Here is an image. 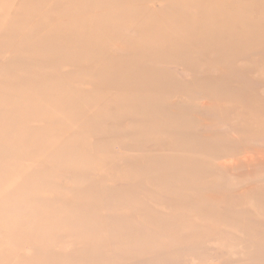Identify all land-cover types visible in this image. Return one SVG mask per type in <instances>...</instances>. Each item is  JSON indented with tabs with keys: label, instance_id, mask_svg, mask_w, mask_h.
<instances>
[{
	"label": "rangeland",
	"instance_id": "rangeland-1",
	"mask_svg": "<svg viewBox=\"0 0 264 264\" xmlns=\"http://www.w3.org/2000/svg\"><path fill=\"white\" fill-rule=\"evenodd\" d=\"M24 1L0 0V71H3L0 74L2 76L0 86L3 85L0 89V95L3 94L0 96V126L7 125L6 129L0 127V182L2 180L6 182L0 183L3 186L2 191H5L0 194V241L4 239L3 247L0 242V258L1 260L4 258L0 264H11V262L12 264H90L92 259L87 253L92 251H104L102 264H264V10L261 9L264 7L263 0H247L251 6L257 7L255 13L248 17V23L252 27L255 24L256 30L251 33L249 24L243 23L232 27L245 41L240 43L241 48L244 49L243 59L232 61L227 59L232 54L228 43H221L215 52L209 51L211 50L209 48L198 53L200 47L210 42L200 43L194 39L183 41L185 34L176 31L175 35L176 37L180 35L179 39H175V43H165L166 51L160 54V57L167 60L156 63L153 73L144 75L138 69L130 70L128 75L123 74L124 70L127 71L125 68L139 58L142 57L144 61L139 65H144L146 62L137 49L148 43L152 34L150 35L149 31L140 33L139 27L141 23L146 26L152 25L160 16H176L179 12L171 11L169 9L171 6L164 8L163 3H159L160 0H144L143 2L147 4H143L142 0L140 2L136 0L137 3L134 2L136 4L120 5L117 9L111 10L109 3L112 1L117 3L121 0H99L101 3L98 0H57L58 4L55 0H49L47 3L49 7L46 4L47 8L44 6L43 9L37 10L38 7L34 5L37 0H30L29 4ZM164 2L172 3L171 0ZM199 2L204 5L205 14H210L216 5L221 4L223 7L229 5V10L222 11L225 15L223 18L229 20L228 23H233L236 16L235 0H200ZM88 7L91 8L87 10ZM93 12L95 13L92 14ZM183 12L189 13L188 10ZM66 13L71 15L66 16ZM66 17L72 20H67ZM125 18L136 22L135 32L124 29L111 31L103 29L104 34L97 35L99 27H111V20ZM67 21L71 23L67 24ZM13 24L15 27L12 26ZM41 26H45L43 28L45 30H41ZM67 26L72 27V30L70 29L72 32ZM54 29L58 30V33ZM59 29L61 31L65 29V32L61 33ZM78 29L81 32H78ZM165 30L166 27H162L156 32L163 33ZM45 33L49 34L45 36ZM59 33L63 35V37L59 35L62 41L56 36ZM204 33L211 35L214 34V30L207 29ZM221 34L223 33L219 35ZM23 36L26 40H31L27 42ZM66 37L69 38L65 39ZM115 37L117 39L113 40ZM54 39L59 42L52 41ZM35 41L36 44H33L41 48L39 52L32 44ZM63 42L64 44H60ZM39 43L41 46L38 45ZM43 43L58 48L54 52L55 47L44 45L45 48H42ZM29 48L32 53L38 52L36 56L31 53L28 55ZM59 50L61 51L56 52ZM183 50L187 52L186 55H183ZM48 51L53 55L48 54ZM40 53L41 56H38ZM63 53L67 56L65 54L63 56ZM69 56L76 65L66 61ZM93 56L92 60L89 59ZM49 57H53L54 60ZM45 58L48 61H43ZM50 61L52 63L48 67L52 70L47 67ZM25 62L31 64H28L29 66L25 64L26 67L21 66ZM44 63L43 66L46 67L42 69L43 66L40 67V64ZM34 65L41 69L35 70ZM74 67L80 71L78 76ZM30 68L34 69L37 76ZM58 73L61 74L58 76L60 78L57 77ZM75 74L80 78L79 81L75 78ZM85 75L87 79H83ZM25 76L32 78L33 80H28L33 83ZM53 77L58 79H52ZM122 81L127 82L133 90L122 89L120 86ZM147 81H151L150 83L156 86V93L151 98L155 100L145 103L148 98L146 96L150 93L148 87H144ZM17 83L18 85L14 86ZM38 83L40 85L42 83V87L37 85ZM106 85L111 86L105 88ZM159 88L162 90L166 88L174 95V103L172 106L169 104L167 114L176 121L172 129L176 134L172 133L171 129V135L163 134V132L167 134L169 130L165 131L169 127L166 125L156 127H159L156 129L159 133L154 134L149 131V127L155 126L159 116L166 115L162 114V109L156 105L164 100V97L160 96L162 93L158 94ZM149 90L153 93L151 88ZM85 91L87 94L84 93ZM120 92L123 93L118 94ZM77 93L82 94L83 97L84 94L85 96L89 94L84 97L87 102L93 98L94 103L85 106L83 111V114L89 115L88 120L81 118L82 112L81 116L80 114H76L75 118L72 116L70 126L66 128H70L71 133L62 134V129H65L69 121L61 122V115L68 114L77 103H83L81 98L77 99ZM74 95L76 97L71 99L70 96ZM127 95H129L127 98L130 97V101L134 100L135 104L123 98ZM115 98L124 100L120 99L121 101L117 102ZM117 103L121 106L125 105L120 107L122 109L125 107L126 111L123 112L125 109L121 110ZM141 103L144 107L143 105L141 107ZM60 105L65 107L62 108ZM91 106L96 110H92ZM115 106L118 107L117 109L120 108L121 112L117 110V114H114ZM145 107L149 109L147 112L150 111V114L142 117L143 113H147ZM127 109L130 111L127 112ZM135 109L137 116L134 115ZM132 111L134 112L131 113ZM90 115L96 120L94 121ZM105 117L109 119L106 120ZM143 120H150L154 125H149L151 122ZM142 122L147 123L149 130L145 129L147 125ZM82 123L85 124V128ZM138 124L145 128H139ZM128 125L135 127L132 129L131 126L132 130H130ZM131 132L138 134H135L137 135L135 137ZM47 138L51 141L45 143ZM66 140H69V144ZM42 145L51 151L45 154ZM63 146L66 148H60ZM55 149H64L63 154L66 151L69 154L66 153L64 156L61 152V156L55 155L58 153ZM47 156L60 158L56 161L52 157L53 161L52 158L47 159ZM75 156L77 159H74ZM155 165L163 167L165 171L154 172L151 166ZM197 165H201V168L199 169ZM140 167L147 169L148 173L142 175ZM26 173L29 174L25 175ZM49 175L54 177L50 178ZM73 176H77L79 180L72 178ZM154 181L156 184L153 183ZM5 187L8 190L4 189ZM39 192L43 194L39 195ZM21 193H25L27 197ZM75 193L80 195V198ZM77 206L81 209L78 210ZM41 222L44 225L40 224V229L38 226ZM140 223H145L149 229L139 230L137 226ZM23 224L26 226L24 227ZM55 224L76 229L75 233L72 237L64 235L69 233L68 230L50 233V229ZM97 225L105 227L104 244L106 242L110 244L97 245L90 242L91 236L85 238L86 228ZM32 228L33 233L29 232ZM81 233L85 236L83 237ZM68 239L70 241L65 243ZM21 241L23 244L17 245ZM117 242L121 246L123 244L134 246L131 249L135 250H137L136 246L147 244L148 250L143 249L136 252L137 254L130 250H114V243ZM14 251L18 255L13 254ZM5 252H11V256H14L11 257L12 261L10 254L7 255ZM7 259L11 262H7Z\"/></svg>",
	"mask_w": 264,
	"mask_h": 264
},
{
	"label": "bare ground",
	"instance_id": "bare-ground-1",
	"mask_svg": "<svg viewBox=\"0 0 264 264\" xmlns=\"http://www.w3.org/2000/svg\"><path fill=\"white\" fill-rule=\"evenodd\" d=\"M21 1V0H20ZM53 1V0H52ZM56 2H57V4H58V1L57 0H55ZM54 1V2H55ZM83 1V0H82ZM91 1V0H90ZM89 1V2H90ZM99 1V0H98ZM98 1H96V3L98 2ZM106 1V0H105ZM139 2L141 1V0H138ZM144 0H142V2H143ZM164 1H166V0H160V2L159 3H163V6H164V8H166V6H171V8H169V9H171V11H177V12H179L176 16H163V17H161L160 16V18L155 22V23H152V25H150V26H146L144 23H141V25H140V27H139V32L140 33H144L145 31H149L148 33L151 35L150 36V38L148 39V43H146L145 45H142L139 49H137V51H139V55H142L144 58H145V60H146V62H145V64L144 65H139V63L140 62H144L143 61V59H142V57L141 58H139L138 59V61H135V62H132L129 66H127L125 69H127V71L126 70H124L123 71V74H125V75H128L129 74V71L131 70V71H133L134 69H138V70H140L141 71V73L144 75V74H149V73H153V68H154V65L156 64V63H160V62H165L167 59H164V58H162V57H160V54L161 53H163L162 51H166L165 50V47H166V45H165V43H175V39H179V36L180 35H178L177 37H176V31H179L180 32V34L181 33H184L185 35H183L184 37H183V41L184 40H186L187 39V41L189 40V39H191V40H196V41H198V42H200V43H206V42H210V44H205V45H203L202 47H200L199 48V50H198V53H200L201 51H203L204 52V50L205 49H209V48H211V50H209V51H212V52H215L216 50V48H217V50H218V48H219V46L221 45V43H228V45H229V47L232 49V54H231V56L229 57L228 56V60H230V61H232V60H240V59H243L245 56L243 55V50L244 49H242L241 48V46H240V43H245V41L242 39V38H240V35L237 33V31L235 30V29H233L232 27L235 25V24H239V23H243V24H249L248 22H249V15H251V14H253V13H255V10L257 9V7H255V6H251L250 5V3H248L247 2V0H235V2H234V9H235V11H236V16H235V18L233 19L234 21H233V25L232 24H230V23H228V21L229 20H226V18H223L225 15L223 14V9H227V10H229V8H230V6L228 5L227 7H223V5H221V4H219V5H216L215 6V8L214 9H212V11H211V13L210 14H205V13H203L204 12V10H205V8H204V5L203 4H201L199 1L200 0H174V2H173V0H171L172 1V3H170V2H164ZM219 1H221V0H219ZM26 4H29L30 3V0H25L24 1ZM49 2V0H37V3L36 4H34V2H32V4H34L35 5V7H38V9L37 10H41V9H43V7L47 4ZM100 2V1H99ZM134 2H136V0H121V1H118L117 3H114L113 1L112 2H110L109 4H110V8H111V10L112 9H117L118 8V6L120 7V5H125V4H128V5H130V4H132V3H134ZM147 2H149V1H147ZM263 3V5H264V0L262 1ZM6 3V2H5ZM14 3V2H13ZM64 3V2H63ZM101 3V2H100ZM137 3V2H136ZM136 3H134V4H136ZM146 3V2H145ZM144 2H143V4H145ZM98 4V3H97ZM147 4V3H146ZM48 5V4H47ZM133 5V4H132ZM138 5V4H137ZM21 6V5H20ZM90 6V5H89ZM30 7V6H29ZM48 7H49V5H48ZM84 8H86L85 6H83ZM92 7V6H91ZM91 7H88V9L87 10H89ZM98 7H100V6H98ZM122 7V6H121ZM24 8V7H23ZM45 8H47L46 6H45ZM94 8V7H93ZM148 8V7H147ZM27 9V8H26ZM262 10H264V7H262L261 8ZM32 10V9H31ZM68 10V9H67ZM85 10V9H84ZM92 10V9H91ZM90 10V12H92ZM101 10V9H100ZM148 10V9H147ZM186 10H188V12L189 13H185V12H183V11H186ZM35 11V10H34ZM33 11V12H34ZM74 11V10H73ZM72 11V12H73ZM97 11V10H96ZM140 11V10H139ZM31 12V11H30ZM32 12V13H33ZM63 12V11H62ZM62 12H61V14H62ZM71 12V11H70ZM89 12V11H88ZM87 12V13H88ZM101 12V11H100ZM14 13V12H13ZM27 12H25V14H26ZM37 13V12H36ZM59 13V12H58ZM57 12H56V14H58ZM95 12H93L92 14H94ZM97 13V12H96ZM38 14V13H37ZM60 14V13H59ZM60 14V15H61ZM67 14L68 13H66V16H67ZM70 14V13H69ZM68 14V15H69ZM36 15V14H35ZM71 15V14H70ZM77 15V14H76ZM100 15V14H99ZM203 15H205V16H203ZM12 16V15H11ZM20 16V15H19ZM29 16V15H28ZM39 16V15H38ZM53 16V15H52ZM73 16V15H72ZM97 16V15H96ZM101 16V15H100ZM13 17V16H12ZM12 17H10V18H12ZM30 17V16H29ZM43 17H44V15H43ZM90 17V16H89ZM51 18V17H50ZM57 18V17H56ZM63 18V17H62ZM66 18H68V17H66ZM82 18V17H81ZM84 18V17H83ZM88 18V17H87ZM29 19H31V17L29 18ZM43 19H45V18H43ZM42 19V20H43ZM80 19V18H79ZM96 19V18H95ZM6 20V19H5ZM7 20H9V19H7ZM66 20V19H65ZM67 20H70L69 18L67 19ZM72 20V19H71ZM70 20V21H71ZM74 20V19H73ZM78 20V19H77ZM81 20V19H80ZM85 21H86V19H84ZM90 20V19H89ZM92 20H93V17H92ZM11 21V20H10ZM29 21H31V20H29ZM61 21V20H60ZM82 21V20H81ZM87 21H88V19H87ZM6 22V21H5ZM13 22V21H12ZM37 22V21H36ZM35 22V23H36ZM42 22V21H41ZM53 22V21H52ZM59 22V21H58ZM63 22V21H62ZM73 22V21H72ZM19 23V22H18ZM22 23V22H21ZM44 23H46V22H44ZM69 22L67 21V24H68ZM71 23V22H70ZM69 23V24H70ZM75 23V22H74ZM78 22H76L75 24H77ZM80 23V22H79ZM2 24V23H1ZM59 24H60V22H59ZM136 22L135 21H133V20H130V19H128V18H125V19H122V20H111L110 21V26L111 27H107V28H101V27H99V29L97 30V35H99V34H102L103 33V29H109V31H111L112 29H115V30H119V29H124V30H126V31H133V32H135L136 30H135V28H136ZM3 25H5V24H3ZM33 25V24H32ZM74 25V24H73ZM9 26V28H10V24L8 25ZM12 26H14L15 27V25L13 24ZM46 26H47V24H46ZM48 26H50L49 24H48ZM69 26V25H68ZM67 26V27H68ZM248 26H250V32L252 33L254 30H256L255 29V24H253V27L249 24ZM22 27H23V24H22ZM27 27V26H26ZM25 27V28H26ZM42 27V29L41 30H45V29H43V28H45V26L43 27V26H41ZM57 27H58V25H57ZM61 27V26H60ZM77 27V26H76ZM162 27H166V30H165V32H163V33H158L157 34V29L159 30V29H161ZM245 27H247V25H245ZM25 28H24V32H25ZM28 28V27H27ZM32 28V27H31ZM36 28V27H35ZM52 28V27H51ZM50 28V29H51ZM61 28H63V27H61ZM95 28V27H94ZM14 29V28H13ZM16 29V28H15ZM29 29V28H28ZM67 29H71L72 30V27L71 28H67ZM207 29H212V31L214 30V34H211V35H205V33H204V31L205 30H207ZM40 30V31H41ZM54 30H56V29H54ZM60 30V29H59ZM69 30H67V31H69ZM70 30V32H72ZM17 31V30H16ZM29 31V30H28ZM36 31H37V29H36ZM36 31H34L35 33H37ZM47 31V30H46ZM88 31V30H87ZM18 32H19V30H18ZM24 32H22V33H24ZM49 32H51L52 33V31H49ZM56 32L58 33V30H56ZM60 32L62 33V32H65V29H64V31H63V29H62V31L60 30ZM78 32H81V30L80 29H78ZM89 32V31H88ZM92 32V31H91ZM219 32V33H218ZM223 33V34H221V35H219L220 33ZM21 33V32H20ZM54 33V32H53ZM56 33V34H57ZM61 33H59L58 35H56V36H58L59 37V35L61 34ZM137 33V32H136ZM233 33V34H232ZM16 34V33H15ZM19 33H17V35H18ZM25 34V33H24ZM23 34V35H24ZM42 34H43V32H42ZM46 34V33H45ZM44 34V35H45ZM47 34H49V33H47ZM47 34L45 35V36H47ZM104 34V33H103ZM62 35V34H61ZM49 36V35H48ZM50 36H53V38H56V37H54V35H50ZM67 36H69V35H67ZM31 37V36H30ZM62 37H63V35H62ZM69 37H72V36H69ZM69 37H66L65 39H68ZM176 37V38H175ZM182 37V36H181ZM18 38V37H17ZM23 38H24V36H23ZM22 38V39H23ZM36 38H38V37H36ZM60 38V37H59ZM59 38H57L58 40H60ZM21 39V40H22ZM25 39V38H24ZM43 38H42V36H41V40H42ZM72 39V38H71ZM71 39H69V41L71 40ZM117 39V37H115L113 40H116ZM16 40V39H15ZM26 40V39H25ZM31 40V39H30ZM30 40H26L27 42L28 41H30ZM56 39H54V40H52V41H54V42H59V41H55ZM33 41V40H32ZM60 41H62V39L60 40ZM68 40H66V43H68L67 42ZM72 41V40H71ZM38 42V41H37ZM111 42V41H110ZM116 42H118V41H116ZM22 43H25V42H22ZM31 43V42H30ZM33 43H35L36 44V41L35 42H32V44ZM72 43V42H71ZM31 44V45H32ZM52 44V43H51ZM54 44V43H53ZM60 44H64V42L63 43H60ZM109 44H111L112 45V43H109ZM114 45H115V43H113ZM118 44H119V42H118ZM34 45V44H33ZM32 45V46H33ZM39 46H41L40 45V43L38 44ZM43 46H42V48L44 47V45L46 46V45H48L49 47L50 46H52V45H49V44H42ZM56 45V44H55ZM57 45H59L58 43H57ZM69 45H70V43H69ZM114 45H113V47H114ZM20 46V45H19ZM35 46V45H34ZM63 46V45H62ZM118 46V45H117ZM116 46V47H117ZM22 47V46H21ZM35 47H37V49H35ZM34 47V49L35 50H37L38 52H39V50L41 49V48H38V46H35ZM53 47V46H52ZM55 47V46H54ZM53 47V48H54ZM63 47H66L65 45L63 46ZM122 47V46H121ZM45 48V47H44ZM56 48H58L57 46L55 47V49H54V52H55V50H56ZM84 48V47H83ZM123 48V47H122ZM30 49L31 48H29V50L27 51V53H29L28 55H30V53L33 55H35L36 56V54L38 53H36L35 54V52H30ZM50 49V48H49ZM52 49V48H51ZM60 49H62V48H60ZM67 49H68V47H67ZM35 50H33V51H35ZM46 50H48V48L46 47ZM64 50H66V48L64 49ZM23 52H24V50H22ZM41 51V50H40ZM51 51V50H50ZM50 51H48V54H50L51 55V52ZM61 50H59V51H56V52H60ZM69 51V50H68ZM87 51V50H86ZM47 52V51H46ZM50 52V53H49ZM65 52V51H64ZM82 52V51H81ZM66 53H67V51H66ZM66 53H63V56H65L66 55ZM70 53V52H69ZM42 54H44V53H42ZM55 54V53H54ZM58 54H60V53H58ZM57 54V55H58ZM61 54H62V52H61ZM65 54V55H64ZM187 54V52L186 51H184L183 50V55H186ZM45 55H47V53L45 54ZM53 55V54H52ZM51 55V56H52ZM85 55V54H84ZM34 56V57H35ZM38 56H41V53L38 55ZM43 56V55H42ZM58 56H60V55H58ZM67 56V55H66ZM73 56V55H72ZM28 57V56H27ZM30 57V56H29ZM44 57V56H43ZM54 57V56H53ZM53 57H49V58H51V59H53L54 60V58ZM55 57H57V56H55ZM79 57V56H78ZM85 57V56H84ZM48 58V59H49ZM59 58V57H58ZM65 58H67V57H65ZM70 58V59H69ZM94 58V56L91 58H89V59H93ZM47 58H45V60L43 59V61H48V60H46ZM50 59V60H51ZM61 59V58H60ZM60 59H58V61L60 60ZM78 59H80V57L78 58ZM4 60V59H3ZM29 60V59H28ZM31 60V59H30ZM102 60V59H101ZM119 60V59H118ZM57 61V63L59 64V62ZM61 61V60H60ZM66 61H69V63L70 64H73V65H76L75 64V62L71 59V57L69 56L68 57V59H66ZM77 61V60H76ZM79 61V60H78ZM86 61V60H85ZM84 61V62H85ZM96 61H98V59L96 60ZM83 62V63H84ZM6 63H9V62H6ZM28 63V62H27ZM52 62L50 61V63H46L47 64V67H48V65L49 64H51ZM92 63H94V62H92ZM92 63H90V66L92 65V67L94 68V66H93V64ZM99 63V62H98ZM26 64V62L23 64L22 63V65L21 66H23V65H25ZM29 64V63H28ZM28 64H26V65H28ZM31 64V63H30ZM29 64V65H30ZM38 64V63H37ZM37 64H35L36 66H38ZM82 64V63H81ZM88 63H86V65H87ZM96 64V63H95ZM26 65H25V67H26ZM28 65V66H29ZM34 65V67H35V70L37 69V68H39V67H36ZM41 65L43 66V65H45V63L44 64H40V67H41ZM83 65V64H82ZM97 65V67H98V64H96ZM17 66H19V65H17ZM54 66V65H53ZM59 66V65H58ZM89 66V65H88ZM102 66V65H101ZM108 66V65H107ZM32 67V66H31ZM44 67H46V66H43V67H41L42 69L44 68ZM59 67H61V66H59ZM73 67V66H72ZM76 67V66H75ZM74 67V68H75ZM97 67H95V68H97ZM41 68H39V69H41ZM49 68V70H52V69H50V67H48ZM54 68V67H53ZM61 68H63V67H61ZM99 68V67H98ZM17 69H18V67H17ZM21 70H23L22 69V67H21ZM26 70V69H25ZM30 70H32L31 68H30ZM68 70V69H67ZM71 71H72V69H70ZM75 70H76V68H75ZM83 70H84V68H83ZM88 70H90V69H88ZM87 70V71H88ZM92 70V69H91ZM2 71V70H1ZM1 71H0V74H1ZM6 71V70H5ZM14 71V70H13ZM29 70H27V72H28ZM33 71V73L35 74V71H34V69L32 70ZM77 71V70H76ZM75 71V72H76ZM3 72V71H2ZM9 72V71H8ZM31 72V71H30ZM29 72V73H30ZM37 72V71H36ZM39 72V71H38ZM44 72H46L45 71V69H44ZM80 71L78 70L76 73H77V76H78V73H79ZM84 72V71H83ZM93 72V71H92ZM10 73V72H9ZM41 73V72H40ZM55 73V72H54ZM60 73V72H59ZM58 73V74H59ZM68 73V72H67ZM72 73H74V70H73V72ZM82 73V72H81ZM98 73H100V72H97V74ZM11 74V73H10ZM43 74H45V73H43ZM52 75H53V73H51ZM64 74H66V73H64ZM80 74V73H79ZM83 74V73H82ZM33 75V74H32ZM36 76H37V74H35ZM40 75V74H39ZM42 75V74H41ZM51 75V76H52ZM57 75V74H56ZM89 75V74H88ZM88 75H87V77H88ZM150 75H152V74H150ZM11 76V75H10ZM19 76V75H18ZM45 76V75H44ZM58 76H61V74H59V75H57V77ZM66 76V75H65ZM74 76V75H73ZM75 76H76V74H75ZM77 76L75 77L76 79H78V81H79V79L80 78H77ZM80 76V75H79ZM2 76H0V78H1ZM5 77V76H4ZM53 77L52 79H58V78H60V77ZM85 78H83V79H87L86 78V75L84 76ZM16 78V77H15ZM17 78H20V77H17ZM25 78L28 80V79H32V78H29V77H26L25 76ZM25 78H21L22 80H24ZM75 78H74V80H75ZM154 78V77H153ZM2 79V78H1ZM4 79V78H3ZM25 79V80H26ZM49 79V78H48ZM48 79H46V80H48ZM10 80V79H9ZM26 80V81H27ZM33 80V79H32ZM43 80V79H42ZM124 81H125V79H123ZM156 80V79H155ZM28 81H31V80H28ZM36 81V80H35ZM45 81V80H44ZM43 81V82H44ZM83 81V80H82ZM88 81V80H87ZM124 81H122V84L120 85L121 86V88L122 89H124V90H128V91H132L133 89H132V87L130 86V85H128L127 84V82H124ZM151 81H153L152 79H151ZM150 81V82H151ZM12 82V81H11ZM14 82H15V80H14ZM32 82V81H31ZM42 82V81H41ZM85 82V81H84ZM89 82H90V79H89ZM149 81H147L146 83H145V85H144V87H148L147 89H148V91L150 92V93H148L147 95L148 96H146V97H148V98H146L147 99V101H145V103H148V102H152L153 100H155V98L152 100L151 98L152 97H154V94L156 93V86H154L152 83H150ZM156 82V81H155ZM4 83H6V82H4ZM19 83V82H18ZM18 83L17 84H14V86L15 85H18ZM22 83V82H21ZM24 83V82H23ZM22 83V84H23ZM25 83H27V82H25ZM33 83V82H32ZM31 83V84H32ZM35 83V82H34ZM75 83V82H74ZM82 83V82H81ZM87 83V82H86ZM10 84V83H9ZM20 84V83H19ZM46 85H47V83H45ZM83 84V83H82ZM98 84V83H97ZM1 85H2V83H1ZM7 85V84H6ZM12 85V84H11ZM27 85H29V84H27ZM37 85H40V83H38ZM41 85H42V83H41ZM40 85V86H41ZM3 86V85H2ZM2 86H0V89L1 88H3ZM13 86V87H14ZM30 86V85H29ZM34 85L32 84V87H33ZM43 86H44V83H43ZM48 86V85H47ZM46 86V87H47ZM71 86H72V84H71ZM111 85H106V87L105 88H107V87H110ZM42 87V86H41ZM78 87V86H77ZM36 88V87H35ZM34 88V89H35ZM45 88V87H44ZM74 88V87H73ZM79 88V87H78ZM152 89V91H153V93H151V91L149 90V89ZM33 89V88H32ZM41 89V88H40ZM76 89V88H75ZM90 89V88H89ZM93 89V88H92ZM94 89H96V88H94ZM7 90V89H6ZM15 90V89H14ZM46 90V89H45ZM52 90V89H51ZM76 90H78V89H76ZM81 90V89H80ZM102 90V89H101ZM103 90H106V89H103ZM16 91V90H15ZM15 91H13V92H15ZM87 91V90H86ZM84 92L85 94H87V92ZM90 91V90H89ZM88 91V92H89ZM93 91V90H92ZM8 92V91H7ZM79 92V91H78ZM106 92V91H105ZM99 93H100V91H99ZM110 93H111V91H110ZM117 93V92H116ZM115 93V94H116ZM123 93V92H122ZM121 92L120 93H118V94H122ZM129 94H130V92H128ZM159 93H162L160 96L161 97H164L163 99L164 100H162V102H160V103H157L156 105L158 106V107H160V109H162L161 110V113L163 114H166V115H164V116H159L158 118H157V120H156V123H155V126H150L149 128H150V130L147 128L148 127V125H147V123H143L142 122V124H145V125H147L146 126V128L145 127H143V128H145L146 130L148 129L149 131H150V133H153L154 132V134H156V133H159V131L157 130L156 131V129H158V128H156L158 125H162V126H169L167 129H165V131L166 130H168L167 131V134L165 133V132H163V134H165V135H167V136H169V135H171V132H172V129H173V127L175 126L174 125V123L176 122L175 121V119H174V117H172L171 115H168L167 114V111L169 110V104H170V106H172V104L174 103L173 102V97H174V95H173V93H171V92H169L166 88H163V90L162 89H158V94ZM85 94H84V97H86V96H88V95H86L85 96ZM117 94V95H118ZM124 94H126V92H124ZM123 94V95H124ZM141 94V93H140ZM172 94V96H170ZM1 95H3V94H1ZM0 95V96H1ZM91 95H93V94H90V96ZM99 95V94H98ZM101 95V94H100ZM102 95H103V93H102ZM131 95H133L132 93H131ZM7 96H10V95H7ZM52 96V95H51ZM89 96V97H90ZM119 96V95H118ZM129 95H127L126 97H123V98H127ZM3 97V96H2ZM71 97V99H73L74 97H76V95H74L73 97L72 96H70ZM83 96H82V94H78L77 93V99L79 98H81L82 99V102L83 103H77V105L74 107V108H71V110L68 112V114H66V115H61V117L62 118H60V120H61V122H66V121H69V124H67V126L65 127V129L67 128V127H69L70 126V119H71V117L73 116L74 118H75V115L76 114H80V116H81V112H82V117L81 118H85L86 120H88V114H83V111H85L84 110V107L85 106H87V105H92L94 102L92 101L93 100V98H92V100H90L89 102H87V99L86 98H84ZM103 97V96H102ZM108 97V96H107ZM113 97H115L114 95H113ZM120 97H122V96H120ZM158 97V96H157ZM8 98V97H7ZM11 98V97H10ZM109 98V97H108ZM111 98V97H110ZM123 98H118V100H120V99H123ZM130 98V97H129ZM129 98H127V101H128V99ZM150 98V99H149ZM5 99H6V95H5ZM51 98H49V100H50ZM116 99V98H115ZM89 100V99H88ZM95 100V99H94ZM105 100V99H104ZM103 100V101H104ZM113 100V99H112ZM118 100L116 99V101L118 102ZM124 100V99H123ZM171 100V101H170ZM97 101H99V99L97 100ZM101 101V100H100ZM106 101H107V99H106ZM121 101V100H120ZM119 101V102H120ZM129 101H130V99H129ZM99 103V102H98ZM115 103V102H114ZM130 103H134V100H133V102H132V100L130 101ZM129 103V104H130ZM137 103V102H136ZM101 104V103H100ZM118 104L119 103H117V106H118ZM128 104V105H129ZM135 104V103H134ZM203 104H205V103H203ZM132 105V104H131ZM142 105H143V103H141V107H142ZM60 106H62V108H64L65 106L64 105H60ZM64 106V107H63ZM112 106H114V105H112ZM117 106H115V108H116V110H113V112H116L117 110H120V108L122 107V106H125V105H123L122 104V106H121V104H119V109H117L118 107ZM137 106H139V105H137ZM130 107H132V108H134L133 106H130ZM130 107H129V109H130ZM143 107H144V105H143ZM91 109H92V106L90 107ZM128 108V107H127ZM146 108V112L149 110L147 107H145ZM69 109V108H68ZM93 109H95V108H93ZM92 109V110H93ZM111 109V108H110ZM123 109H125V107L123 108ZM122 108H121V110H123ZM127 109V112L128 111H130V110H132V109ZM138 109V108H137ZM137 109H135L134 111H132L131 113H133L134 112V115H135V113H137ZM143 109V108H142ZM89 110V109H88ZM96 110V109H95ZM121 110H120V112H121ZM144 110V109H143ZM90 111V110H89ZM126 111V109L125 110H123V112H125ZM139 111H141L140 109H139ZM139 111H138V114H139ZM145 111V110H144ZM87 112V111H86ZM94 112V111H93ZM96 113L98 112V111H95ZM113 112H112V115L114 116V114H117V112L116 113H114L113 114ZM150 112V111H149ZM149 112H147L146 114H144L143 113V115H141L142 117L144 116V117H146L147 116V114H150ZM91 113V112H90ZM91 114H95V113H91ZM98 114H99V112H98ZM125 114V113H124ZM141 114V113H140ZM139 114V115H140ZM104 115V114H103ZM119 115H120V113H119ZM138 115V116H139ZM157 115V114H156ZM95 116V115H94ZM135 116H137V115H135ZM90 117H91V115H90ZM89 117V118H90ZM97 117H98V115H97ZM100 117V116H99ZM115 117V116H114ZM113 117V118H114ZM119 117V116H118ZM92 118V117H91ZM122 118V117H121ZM92 119H94V121L96 120L95 119V117H93ZM105 119L106 120H108L109 119V117L108 118H106L105 117ZM115 119H116V117H115ZM118 119V118H117ZM123 119H124V117H123ZM134 120V119H133ZM139 120V119H138ZM83 121V120H82ZM111 121H115V120H113V119H111ZM123 121V120H122ZM125 121V120H124ZM135 121V120H134ZM140 121V120H139ZM143 121H145V120H143ZM147 121H149V123L151 122L150 120H146L145 122H147ZM152 121H154V119L152 120ZM80 122V121H79ZM79 122H78V124H79ZM119 122V121H118ZM127 122V121H126ZM131 122H133V121H131ZM138 121L136 120V123H137ZM36 123V122H35ZM84 123H86V122H84ZM84 123H82L83 124V127H84ZM135 123V122H134ZM134 123H132V124H134ZM42 124V123H41ZM78 124H77V126H78ZM141 124V123H140ZM140 124H138L139 125V128L141 127L140 126ZM35 125V124H34ZM105 125V124H104ZM135 126L137 125V124H134ZM149 125H154V124H152V122H151V124H149ZM87 126V125H86ZM127 126V125H126ZM132 126V129H134V127H133V125H130V127ZM144 126V125H143ZM0 127H3V128H7V125H1ZM76 127V126H75ZM128 127H129V125H128ZM127 127V129H129ZM85 128V127H84ZM87 128H88V126H87ZM138 128V129H139ZM142 127H141V129H143ZM62 129V131H61V133L62 134H70L71 133V131H69V129ZM131 128H130V130H132ZM137 129V130H138ZM170 129H171V132H170ZM73 130V129H72ZM116 130V129H115ZM129 130V131H130ZM137 130H135V131H137ZM159 130H162V129H159ZM85 131V130H84ZM134 131V132H135ZM143 131H145V130H143ZM143 131H141V132H143ZM88 132V131H87ZM118 132V131H117ZM122 132V131H121ZM125 131H123V133H124ZM174 132V131H173ZM172 132V133H173ZM79 133H81V132H79ZM84 133V132H83ZM83 133H81V134H83ZM126 133V132H125ZM175 133V132H174ZM60 134V133H59ZM78 134V133H77ZM89 134V133H88ZM87 134V135H88ZM131 134H132V132H131ZM134 134V136H135V134H138V133H133ZM132 134V135H133ZM140 134V133H139ZM176 134V133H175ZM130 135V134H129ZM131 135V136H132ZM146 135V134H145ZM179 135V134H178ZM232 135V134H231ZM230 135V136H231ZM82 136V135H81ZM125 136H128V135H125ZM133 136V137H134ZM137 136V135H136ZM135 136V137H136ZM143 136H144V133H143ZM158 136V135H157ZM67 137V136H66ZM73 137H75V136H73ZM77 137V136H76ZM87 137V136H86ZM85 137V138H86ZM117 137V136H116ZM138 137H139V135H138ZM78 138V137H77ZM118 138V137H117ZM123 138H125V137H123ZM169 138V137H168ZM65 139V138H64ZM73 139H75V138H73ZM82 139V138H81ZM102 139H103V137H102ZM126 139V138H125ZM124 139V140H125ZM70 140V139H69ZM68 140V141H69ZM78 140H80V138L78 139ZM123 140V139H122ZM149 140V139H148ZM51 141V139H49V138H47L46 140H45V143H47V142H50ZM67 141V140H66ZM67 141V142H68ZM71 141V140H70ZM85 141V140H84ZM131 141V143H132V140H130ZM76 142V141H75ZM114 142V141H113ZM129 142V141H128ZM135 142V141H134ZM59 143V142H58ZM63 143H64V141H63ZM82 143H83V141H82ZM115 143V142H114ZM67 144H69V142L67 143ZM77 144H79V141H77ZM58 145L59 144H57V147H58ZM65 145V144H64ZM84 145V144H83ZM82 145V147H84ZM61 146V145H60ZM175 147H176V145H174ZM55 147H56V145H55ZM54 147V148H55ZM88 148H89V146H87ZM44 147H43V145H42V149H43ZM60 148H66V147H60ZM31 149V148H30ZM64 149L63 150H58V149H55V150H58L57 152L58 153H55V155H57L58 154V156H61V152L62 151H64ZM79 149V148H78ZM78 149H77V151H78ZM175 149V148H174ZM44 150V152H45V154L46 153H48V152H50L49 151V149H46V148H44L43 149ZM54 150V149H53ZM80 150H83V151H85L84 149H80ZM91 150V149H90ZM119 150V149H118ZM89 151V150H88ZM121 151V150H120ZM56 152V151H55ZM245 152V151H244ZM257 152V151H256ZM256 152H253V153H256ZM66 153H68L69 154V152H67L66 151ZM65 153V154H66ZM72 153H74V152H72ZM80 153V152H79ZM82 153V152H81ZM65 154H63V152H62V155H64V156H66ZM76 154V153H75ZM78 154V153H77ZM91 154V153H90ZM50 155V154H49ZM52 155H54L53 153H52ZM92 155V154H91ZM125 155V154H124ZM123 155V156H124ZM64 156H62V157H64ZM128 156V155H127ZM250 156H251V154H250ZM53 156H49V158L51 159ZM86 157V156H85ZM87 157H88V155H87ZM91 157V156H90ZM163 157V156H162ZM48 158V156H47V159H49ZM54 158V157H53ZM53 158L51 159V160H53ZM58 158V159H57ZM56 158V156H55V158H54V160H59V158L60 157H57ZM70 158V157H69ZM92 158V157H91ZM90 158V159H91ZM43 159H44V157H43ZM72 159V158H71ZM74 159H77V157L75 156V158ZM73 159V160H74ZM42 160V159H41ZM45 160H46V158H45ZM50 160V161H51ZM53 160V161H54ZM61 161H62V159H60ZM233 160V159H232ZM39 161V160H38ZM55 161V162H56ZM85 161V160H84ZM143 161V160H142ZM222 161V160H221ZM48 162H49V160H48ZM147 162V161H146ZM145 162V163H146ZM47 163V162H46ZM46 163H44V164H46ZM57 163V162H56ZM69 163V162H68ZM216 163V162H215ZM43 164V163H42ZM63 164H64V162H63ZM62 164V165H63ZM66 164H67V162H66ZM66 164H65V166H66ZM72 164V163H71ZM75 164V163H74ZM82 164V163H81ZM86 164V163H85ZM232 164V163H231ZM70 165V164H69ZM221 165V164H220ZM49 166V165H48ZM76 166H78V165H76ZM75 166V167H76ZM80 166V165H79ZM226 166H228V165H226ZM58 167H61V165H58ZM57 167V168H58ZM67 167V166H66ZM128 167V166H127ZM152 167V169H153V171L154 172H163V170L165 171V169L163 168V167H159V166H157V165H155V166H151ZM197 167H199V169L201 168V165H197ZM49 168V167H48ZM52 168V167H51ZM94 168V167H93ZM41 169V168H40ZM54 169V168H53ZM56 169V168H55ZM59 169H61V168H59ZM64 169V168H63ZM66 170H67V168H65ZM48 170V169H47ZM70 170V169H69ZM79 170V169H78ZM81 170V169H80ZM83 170V169H82ZM140 172L142 173V175H144V173H148L147 172V169H144L143 167H140ZM29 171H31V169L29 170ZM28 171V172H29ZM50 171H52V170H50ZM54 172H55V170H53ZM59 171H61V170H59ZM88 171V170H87ZM92 171H93V169H92ZM152 171V172H153ZM39 172H41L40 170H39ZM45 172H46V168H45ZM45 172H43V174L45 173ZM94 172V171H93ZM152 172H150V173H152ZM76 173V172H75ZM95 173V172H94ZM101 173H102V171H101ZM112 173V172H111ZM117 173H118V171H117ZM27 174H29V173H26L25 175H27ZM47 174V173H46ZM45 174V175H46ZM54 174V173H53ZM71 174V173H70ZM74 174V173H73ZM80 174V173H79ZM42 175V174H41ZM74 175H76V174H74ZM84 175V174H83ZM82 175V176H83ZM87 175V174H86ZM90 175V174H89ZM88 175V176H89ZM24 176V175H23ZM22 176V177H23ZM50 176V175H49ZM52 176V175H51ZM51 176H50V178H51ZM65 176V175H64ZM70 176H72V175H70ZM69 176V177H70ZM47 177V176H46ZM52 177H54V175L52 176ZM56 177V176H55ZM75 176H73L72 178H74ZM80 177V176H79ZM56 178H60V177H56ZM75 178H77V176L75 177ZM7 179V178H6ZM6 179H4V180H6ZM69 179V178H68ZM83 179H85V178H83ZM89 179H90V177H89ZM8 180V179H7ZM20 180H21V178H20ZM55 180V179H54ZM58 180V179H57ZM57 180H55V181H57ZM75 180V179H74ZM77 180H79V178H77ZM91 180V179H90ZM3 181V180H2ZM2 181L0 182L1 184H5L6 182H4L3 181V183H2ZM86 180H84V182H85ZM163 181V183H164V180H162ZM64 182V181H63ZM82 182V181H81ZM18 183H21V182H18ZM57 183V182H56ZM73 184H75L74 182H72ZM79 183H80V181H79ZM153 183H155L156 184V181H154ZM35 184V183H34ZM64 184H66V182H64ZM63 184V186H65ZM168 184V183H167ZM17 185V183L15 184V186ZM23 185V184H22ZM52 185V184H51ZM85 185V184H84ZM1 186V185H0ZM82 186V185H81ZM14 187V186H13ZM17 187V186H16ZM53 187V186H52ZM51 187V188H52ZM75 187H76V185H75ZM78 187V186H77ZM246 187V186H245ZM2 188H3V186H1V188H0V194L2 193V192H5V191H2ZM7 187H5L4 189H6ZM55 188V187H54ZM56 188H57V186H56ZM66 188V187H65ZM60 189V188H59ZM78 189V188H77ZM147 189H148V187H147ZM6 190H8V189H6ZM10 190V189H9ZM23 190V189H22ZM248 190V189H247ZM26 191V190H25ZM37 191V190H36ZM50 192V191H49ZM53 192V191H52ZM239 192V191H238ZM45 193V192H44ZM55 193V192H54ZM53 193V194H54ZM3 194V193H2ZM22 195H24L25 197H27V195L25 194V193H21ZM43 194V193H42ZM42 194H40V192H39V195H42ZM76 194V193H75ZM77 195V197L78 198H80V195H78V194H76ZM1 196V195H0ZM46 196V195H45ZM45 196H43V197H45ZM49 196V195H48ZM60 196V195H59ZM58 196V197H59ZM51 198L50 199H52V196H50ZM57 197V196H56ZM55 197V198H56ZM67 197V196H66ZM75 197V196H74ZM46 198H48V197H46ZM54 198V197H53ZM76 198V197H75ZM84 198V197H83ZM86 198V197H85ZM59 199H63V198H59ZM73 200V199H72ZM89 200V199H88ZM88 202H90V201H88ZM58 203V202H57ZM63 203V202H62ZM86 203V202H85ZM48 204V203H47ZM66 204V203H65ZM15 205V204H14ZM56 205V204H55ZM54 205V206H55ZM60 205V204H59ZM57 206V205H56ZM53 207V206H52ZM65 207H67L68 208V206H65ZM74 207H76V206H74ZM9 208H11L10 206H9ZM72 208V207H71ZM77 208H78V210L79 209H81V207H79V206H77ZM50 209V208H49ZM68 209H70V208H68ZM76 209V208H75ZM86 209V208H85ZM65 210V209H64ZM87 210V209H86ZM45 212H47V211H45ZM76 212V211H75ZM79 212V211H78ZM50 212H48V214H49ZM72 213V212H71ZM77 213V212H76ZM51 214V213H50ZM87 214H88V211H87ZM42 215V214H41ZM41 215H39V216H41ZM43 215L45 216V214L43 213ZM74 215H75V213H74ZM140 215V214H139ZM47 217H48V215H47ZM72 216H70V218H71ZM139 217V216H138ZM137 218V217H136ZM25 219V218H24ZM38 219H40V218H37V220ZM21 221V220H20ZM45 221V220H44ZM24 222V221H23ZM39 221H37V223H38ZM18 223V222H17ZM31 223V222H30ZM36 223V225H38ZM223 223V222H222ZM24 224H26V223H24ZM23 224V225H24ZM28 224V223H27ZM26 224V225H27ZM33 224V223H32ZM40 224L42 225H44V223H39V226H38V228H40L41 229V227H40ZM26 225H24V227L26 226ZM221 225V224H220ZM225 225V224H224ZM227 225V224H226ZM32 226V225H31ZM223 226V225H222ZM228 226H231V225H228ZM29 227V226H28ZM33 227V226H32ZM232 227V226H231ZM230 227V228H231ZM21 228V227H20ZM30 228V227H29ZM34 228V227H33ZM33 228L29 231V232H32L33 233ZM36 228V227H35ZM37 228V229H38ZM104 226L102 227V226H100V225H97V226H93L92 228H86V232H85V234H86V236L84 235V234H82V233H84V232H82L81 233V235L84 237L85 236V238H88V237H90L91 236V238H89L90 239V242L91 243H94V244H97V245H106V244H110V243H107L106 242V244H104L105 243V233H103V230H104ZM137 228L139 229V230H142V231H144V230H148L149 228L147 227V225L145 224V223H140V225H138L137 226ZM159 228V227H158ZM221 228V227H220ZM19 229V228H18ZM37 229H35V230H37ZM25 230V229H24ZM26 230H27V228H26ZM33 230V231H32ZM64 230H68L69 231V233L68 234H64L65 236H69V237H72V235L75 233V230L76 229H71L70 227H64V226H58V225H54V227H52L51 229H50V233H52L53 231H63V232H66V231H64ZM159 230H160V228H159ZM28 231V230H27ZM37 231H40V230H37ZM36 232V231H35ZM34 232V233H35ZM10 233V232H9ZM42 233V232H41ZM8 235H11V234H8ZM220 237V236H219ZM7 238V237H6ZM9 239V238H8ZM44 239V238H43ZM219 239H222V238H219ZM9 240H11V239H9ZM3 241H4V239H3ZM2 241V242H3ZM67 241H70V239H68V240H66V242L65 243H67ZM1 242V241H0ZM2 242H1V246L3 245L2 244ZM9 242V241H8ZM25 242H27V241H24V243ZM142 242V241H141ZM4 243V242H3ZM68 243H70V242H68ZM23 244V241H21V242H18L17 243V245H22ZM71 244V243H70ZM81 244V243H80ZM12 246V245H11ZM144 246V247H143ZM146 246H148L147 244H142V245H139V246H136L137 247V250H135V249H131V248H133L134 246H130V245H120L118 242L117 243H114V250H130V251H133L132 253H134V254H137L136 252H140L141 250H143L144 249V251H147L148 250V248L146 247ZM3 247V246H2ZM146 247V248H145ZM13 248V247H12ZM4 249H5V247H4ZM9 250H10V248H8ZM18 251L20 250V248L18 249V248H16ZM1 250H3V248L1 249ZM6 250V249H5ZM229 250V249H228ZM11 252L13 251V250H10ZM18 251H16V252H18ZM231 251V250H230ZM11 252H9V253H6L7 255L8 254H10V260H11ZM20 252H22V249H21V251ZM15 253V251L13 252V254ZM32 253V252H31ZM104 251H92V252H88L87 253V256H89V257H91V259H92V261H90L91 263L90 264H102V258H104ZM3 254V253H2ZM6 255V256H7ZM15 255H18V254H16L15 253ZM30 255V254H29ZM0 256H1V252H0ZM2 257H3V255H2ZM8 257V256H7ZM8 257V258H9ZM14 257V256H13ZM12 257V258H13ZM24 257V256H23ZM38 257V256H37ZM16 258H18V257H16ZM20 258V257H19ZM29 258V257H28ZM39 258V257H38ZM4 258H2V260H3ZM40 260L42 259V258H39ZM1 258H0V263H1ZM9 259H7V262H9L10 261ZM13 260V259H12ZM11 260V261H12ZM18 260V259H17ZM21 260V259H20ZM24 260H26V258L24 259ZM30 260V259H29ZM32 260H33V258H32ZM40 260H38V262L39 263H41V261ZM101 260V261H100ZM10 261V262H11ZM4 262V261H3ZM13 263H15V261L13 262ZM18 263H20V262H18ZM2 264H5V263H2ZM8 264V263H7ZM10 264V263H9ZM11 264H12V262H11ZM27 264V263H26Z\"/></svg>",
	"mask_w": 264,
	"mask_h": 264
}]
</instances>
